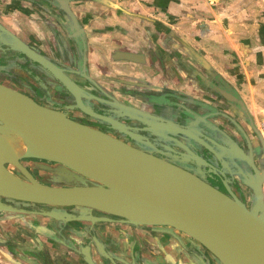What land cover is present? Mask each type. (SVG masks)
I'll return each instance as SVG.
<instances>
[{
  "label": "crops",
  "instance_id": "0c3cea01",
  "mask_svg": "<svg viewBox=\"0 0 264 264\" xmlns=\"http://www.w3.org/2000/svg\"><path fill=\"white\" fill-rule=\"evenodd\" d=\"M68 5L81 36L58 0H0V22L75 72V81L98 97L171 116L183 106L197 109L214 85L225 84L254 120L264 119V0H69ZM17 221L0 215V264H116L100 252L105 247L118 254L116 246L126 254L134 251L145 264H216L191 240L181 236L171 242L157 226L57 228L26 218L24 227Z\"/></svg>",
  "mask_w": 264,
  "mask_h": 264
},
{
  "label": "water",
  "instance_id": "95a60500",
  "mask_svg": "<svg viewBox=\"0 0 264 264\" xmlns=\"http://www.w3.org/2000/svg\"><path fill=\"white\" fill-rule=\"evenodd\" d=\"M58 2L69 16L71 28L80 34L81 29L69 8V0ZM0 50L4 54H21L39 65L65 90L74 94L77 101L83 94V89L62 69L2 23ZM80 107L84 112L98 116L91 108ZM115 113L139 120H143V115H150L130 106ZM0 121L48 153L49 160L60 164L56 173L71 184L53 187L32 178L31 182L17 179L18 189L0 186L1 196L44 205L84 207L76 214L63 213L54 208L38 211L61 221L101 220L103 217L91 210L109 213L105 207L113 204V198L117 197L141 211L162 217L163 222L157 224L171 226L186 234L199 245L198 249L205 257L216 264H264V162L260 169L253 166L255 173L248 172L244 180L250 189L249 204L246 205L233 193L228 195L196 173L168 161L184 174L187 172L186 177L189 178L182 183L164 180L141 164L147 156H157L104 131L69 119L60 111L39 105L27 95L2 83ZM114 123L118 130L133 136L130 125L119 121ZM0 206V210L12 207L1 202ZM113 215L130 222L119 214Z\"/></svg>",
  "mask_w": 264,
  "mask_h": 264
},
{
  "label": "flooded vegetation",
  "instance_id": "af4514ba",
  "mask_svg": "<svg viewBox=\"0 0 264 264\" xmlns=\"http://www.w3.org/2000/svg\"><path fill=\"white\" fill-rule=\"evenodd\" d=\"M76 35L81 36L82 32L76 33ZM28 45L32 46L30 43ZM32 47L36 52L54 62L46 52L40 48ZM55 64L83 89V94L79 95L78 101L74 94L65 90L54 78L47 75L42 67L14 52L4 54L0 50V83L27 95L39 105L62 112L69 119L104 131L180 168L190 170L224 193L228 195L233 193L246 205L248 204L250 189L244 180L247 179L248 172L255 173L253 166L260 169L264 162V137L262 129L247 111L245 103L231 88L225 84H221L220 88L213 84L215 88H211L212 96H209L208 101L196 100L198 102L194 103L197 104V109L183 106L181 112L178 111V114L170 116L166 113L147 111L115 97H98L75 81L73 78L75 72ZM78 69L76 71H83V68L78 67ZM80 105L91 108L98 116L84 112ZM126 106L134 107L150 115H143V120H139L118 116L115 113ZM118 121L132 127V137L116 128L114 122ZM17 163L6 164V168L17 179L31 182L30 178H32L39 183L53 187L71 185L56 173L60 169L58 162L39 157L21 156L17 158ZM58 178L60 180H57ZM0 202L12 206L6 210H0V215L14 217L18 220L17 223L23 221L24 223L21 224L24 227L27 225L26 218L31 216L37 222L40 219H45L49 225L57 226V228H63L60 226L64 224L70 226L85 224L86 227H89V225L95 226L99 223H119L131 225L133 228H137L139 225L157 226L171 242L178 241L181 236H186L183 232L168 225L125 222L119 216L94 209L91 212L102 216L101 220L61 221L38 213L39 210L54 208L63 213L76 214L84 208L76 205H44L1 195ZM83 216H87V214ZM82 227V230H88V228ZM92 232L89 238L96 242L97 235H93ZM135 234L133 239L139 237L137 233ZM140 238L147 241L145 236H140ZM97 243L101 248L99 242ZM192 243L198 248L197 243L194 241ZM118 247L115 248L118 254L105 247H102L100 252L109 263L121 264L122 260H131L127 264H145L144 260L140 259L134 251L132 254H126ZM128 247L131 249V246ZM184 247L191 251L188 245H184ZM198 250L202 252V250ZM140 252L142 253V251Z\"/></svg>",
  "mask_w": 264,
  "mask_h": 264
},
{
  "label": "bare ground",
  "instance_id": "6f19581e",
  "mask_svg": "<svg viewBox=\"0 0 264 264\" xmlns=\"http://www.w3.org/2000/svg\"><path fill=\"white\" fill-rule=\"evenodd\" d=\"M21 156L26 157H40L49 160V154L41 149L35 147L33 144L22 138L13 128L0 121V186L12 190L18 189V182L16 176L9 171L7 163H17V158ZM141 162L142 167L151 171L156 176L168 180L169 182H185L189 177L187 172L185 174L173 165L159 157L147 156ZM105 209L110 214H119L127 221L141 222L146 221L150 224L162 223L163 218L155 216L144 211H141L127 201L113 198V204L107 205Z\"/></svg>",
  "mask_w": 264,
  "mask_h": 264
},
{
  "label": "rangeland",
  "instance_id": "374dc122",
  "mask_svg": "<svg viewBox=\"0 0 264 264\" xmlns=\"http://www.w3.org/2000/svg\"><path fill=\"white\" fill-rule=\"evenodd\" d=\"M256 121V120H255ZM256 123L258 124V126L262 129V132H263V137H264V119L263 120H261V119H258L257 121H256ZM9 170V169H8ZM10 171V170H9ZM57 180H60L59 178L57 179ZM262 188H263V190H264V181H263V184H262ZM247 203L249 204V201L247 200ZM247 204V205H248ZM28 218H30L31 219V221H35V218L34 217H31V216H29ZM27 222V221H26ZM28 226H31L30 225V222H28ZM132 234V233H131ZM94 235V234H93ZM132 235H136L135 233H133ZM134 237V236H133ZM133 237H132V239H133ZM184 238H187V240H191V241H193L190 237H188L187 235L184 237Z\"/></svg>",
  "mask_w": 264,
  "mask_h": 264
},
{
  "label": "built area",
  "instance_id": "2783aa9c",
  "mask_svg": "<svg viewBox=\"0 0 264 264\" xmlns=\"http://www.w3.org/2000/svg\"><path fill=\"white\" fill-rule=\"evenodd\" d=\"M263 194H264V190H263Z\"/></svg>",
  "mask_w": 264,
  "mask_h": 264
}]
</instances>
